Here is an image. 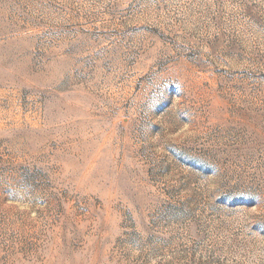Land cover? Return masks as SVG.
I'll use <instances>...</instances> for the list:
<instances>
[{
    "label": "rangeland",
    "instance_id": "rangeland-1",
    "mask_svg": "<svg viewBox=\"0 0 264 264\" xmlns=\"http://www.w3.org/2000/svg\"><path fill=\"white\" fill-rule=\"evenodd\" d=\"M0 264H264V0H0Z\"/></svg>",
    "mask_w": 264,
    "mask_h": 264
}]
</instances>
